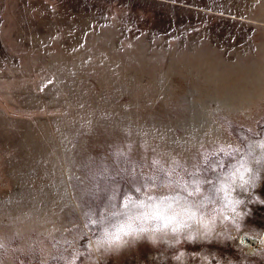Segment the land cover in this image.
<instances>
[{
  "label": "rangeland",
  "instance_id": "374dc122",
  "mask_svg": "<svg viewBox=\"0 0 264 264\" xmlns=\"http://www.w3.org/2000/svg\"><path fill=\"white\" fill-rule=\"evenodd\" d=\"M0 264H264V0H0Z\"/></svg>",
  "mask_w": 264,
  "mask_h": 264
},
{
  "label": "clouds",
  "instance_id": "9594fccd",
  "mask_svg": "<svg viewBox=\"0 0 264 264\" xmlns=\"http://www.w3.org/2000/svg\"><path fill=\"white\" fill-rule=\"evenodd\" d=\"M144 232L147 231L146 228L137 229L132 223L131 220L127 224H121L118 228H116L112 232H105V238L100 241V244L103 245L107 243L109 245L115 244L119 245L124 242V238L130 234H135L136 232Z\"/></svg>",
  "mask_w": 264,
  "mask_h": 264
},
{
  "label": "snow or ice",
  "instance_id": "6c2138e0",
  "mask_svg": "<svg viewBox=\"0 0 264 264\" xmlns=\"http://www.w3.org/2000/svg\"><path fill=\"white\" fill-rule=\"evenodd\" d=\"M242 167H243V165H241ZM252 170L251 169H249V168H244V172H251ZM244 172H241L240 173V178H241V181H242V185H241V187L243 188V190L244 191H248L249 189L247 188V187H244L245 185H251L253 188L255 187V181H256V179H257V175H253V176H251L249 179H244ZM137 191H139L138 189H137ZM243 203V201H241V200H236L235 201V204H237V205H239V204H242ZM233 211L235 212L236 211V209H235V207H233ZM237 215L239 216V215H242L241 213H237ZM174 231H175V229H173ZM123 243H125V242H123ZM120 246V244L119 245H117V247H119Z\"/></svg>",
  "mask_w": 264,
  "mask_h": 264
}]
</instances>
